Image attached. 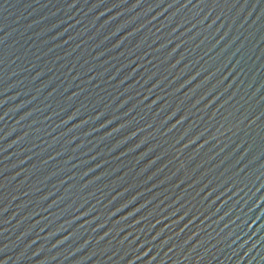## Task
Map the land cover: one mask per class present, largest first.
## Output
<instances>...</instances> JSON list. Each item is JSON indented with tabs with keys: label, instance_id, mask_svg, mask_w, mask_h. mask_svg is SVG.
Listing matches in <instances>:
<instances>
[{
	"label": "water",
	"instance_id": "water-1",
	"mask_svg": "<svg viewBox=\"0 0 264 264\" xmlns=\"http://www.w3.org/2000/svg\"><path fill=\"white\" fill-rule=\"evenodd\" d=\"M0 264H264V0H0Z\"/></svg>",
	"mask_w": 264,
	"mask_h": 264
}]
</instances>
